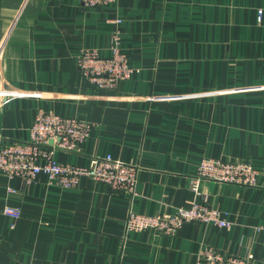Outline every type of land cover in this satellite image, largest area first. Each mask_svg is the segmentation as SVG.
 Returning a JSON list of instances; mask_svg holds the SVG:
<instances>
[{
	"label": "crops",
	"instance_id": "0c3cea01",
	"mask_svg": "<svg viewBox=\"0 0 264 264\" xmlns=\"http://www.w3.org/2000/svg\"><path fill=\"white\" fill-rule=\"evenodd\" d=\"M115 37L133 72L105 92L77 60L82 50L109 56ZM0 86L22 94L0 104V147L27 141L38 110H51L91 124L81 152L57 161L109 155L138 167L135 196L89 178L63 189L0 173V264H195L202 246L264 264V0H0ZM208 158L250 162L256 186L203 179L195 193ZM193 202L234 225L125 229L130 211Z\"/></svg>",
	"mask_w": 264,
	"mask_h": 264
},
{
	"label": "built area",
	"instance_id": "2783aa9c",
	"mask_svg": "<svg viewBox=\"0 0 264 264\" xmlns=\"http://www.w3.org/2000/svg\"><path fill=\"white\" fill-rule=\"evenodd\" d=\"M85 8L103 7L116 0H75ZM262 11L257 12V21ZM119 22V21H118ZM119 40L114 38V48L109 56H102L97 50H82L78 56V71L82 78L94 88L114 92L119 82L128 80L132 71L127 57L119 49ZM22 94L0 86V104H5ZM36 95V94H35ZM91 131V124L74 117H64L51 110H38L29 128V139L0 147V173L8 178H20L25 183L33 182L44 175L50 184L63 189H72L81 179L89 178L120 190L130 196L136 194L138 167L111 156L93 157L87 165L61 163L55 153H80ZM257 171L250 162L202 159L197 173L191 181L192 190L197 193L201 180L232 184L243 187L256 186ZM9 193L15 190L9 188ZM3 213L14 220L20 217V210L6 206ZM224 212L205 203L193 202L188 207H177L171 213L143 215L128 212L126 231L152 230L159 234L173 235L184 224L199 223L230 229L234 224ZM195 264H259L252 254L245 256L227 254L211 246H202L196 254Z\"/></svg>",
	"mask_w": 264,
	"mask_h": 264
},
{
	"label": "rangeland",
	"instance_id": "374dc122",
	"mask_svg": "<svg viewBox=\"0 0 264 264\" xmlns=\"http://www.w3.org/2000/svg\"><path fill=\"white\" fill-rule=\"evenodd\" d=\"M114 48V46L111 48V51H112V49ZM126 62H127V65H129L130 66V64L128 63V60H126ZM130 69H131V71L133 72V70H132V68H131V66L129 67Z\"/></svg>",
	"mask_w": 264,
	"mask_h": 264
}]
</instances>
